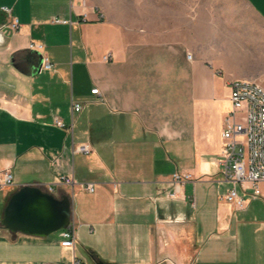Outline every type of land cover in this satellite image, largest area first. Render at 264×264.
Wrapping results in <instances>:
<instances>
[{
	"label": "crops",
	"instance_id": "0c3cea01",
	"mask_svg": "<svg viewBox=\"0 0 264 264\" xmlns=\"http://www.w3.org/2000/svg\"><path fill=\"white\" fill-rule=\"evenodd\" d=\"M241 78L264 86V0H0V264H264V180L237 208L220 164ZM25 185L69 197L73 246L3 225Z\"/></svg>",
	"mask_w": 264,
	"mask_h": 264
},
{
	"label": "built area",
	"instance_id": "2783aa9c",
	"mask_svg": "<svg viewBox=\"0 0 264 264\" xmlns=\"http://www.w3.org/2000/svg\"><path fill=\"white\" fill-rule=\"evenodd\" d=\"M98 8V7H96ZM2 9L10 12L8 6ZM84 17L88 18V13L84 12ZM54 22H64L62 18L54 17ZM19 19L14 17L10 27L18 29ZM30 47L42 50L44 44L31 42ZM112 53L105 54V59H111ZM193 57L192 53L188 54ZM53 62L47 56H43L42 67L52 69ZM231 89L232 109L225 119L223 130V153L220 160L223 174L236 185L231 187L226 193V200L237 208H245L248 197H256L260 194L259 183L264 180V86L254 79H233L229 82ZM92 93H99V88H93ZM83 107L82 103H75V110L79 111ZM56 124L66 127L61 118H56ZM78 151L90 153L92 148L88 143H82L77 147ZM192 178V174L174 173V180L182 183ZM68 183L73 181V177L64 176L62 178ZM13 174L6 170L0 177V188L12 184ZM240 186V190L238 186ZM89 191H94L93 183L85 186ZM252 191V192H250ZM175 197L176 192L169 193ZM75 227L70 224L62 231L63 245L73 246L75 244ZM80 260L75 258L73 262L66 264H79Z\"/></svg>",
	"mask_w": 264,
	"mask_h": 264
},
{
	"label": "water",
	"instance_id": "95a60500",
	"mask_svg": "<svg viewBox=\"0 0 264 264\" xmlns=\"http://www.w3.org/2000/svg\"><path fill=\"white\" fill-rule=\"evenodd\" d=\"M39 54L40 64H42L43 55ZM71 215V201L68 196L59 198L36 186L25 185L10 198L2 223L13 231L47 235L69 227ZM97 264L119 263L97 260Z\"/></svg>",
	"mask_w": 264,
	"mask_h": 264
}]
</instances>
